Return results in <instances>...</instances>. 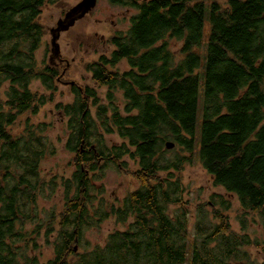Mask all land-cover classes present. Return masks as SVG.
Segmentation results:
<instances>
[{
    "label": "trees",
    "instance_id": "obj_1",
    "mask_svg": "<svg viewBox=\"0 0 264 264\" xmlns=\"http://www.w3.org/2000/svg\"><path fill=\"white\" fill-rule=\"evenodd\" d=\"M57 1L0 0V264H252L253 247L264 256V241L235 232L217 208V223L199 225L195 239L188 212L170 214L184 204L179 177L196 159L239 201L240 229L257 216L264 233V0H108L137 14L109 38L108 56L85 65L104 97L75 84V101L56 106L74 171L50 180L64 190V208L43 221L32 209L51 149L39 135L48 125L32 118L53 102L64 74L58 64L41 67L36 53L46 36L41 13ZM33 82L47 93L33 92ZM20 122L25 129L15 134ZM125 158L136 163L139 188L121 207L101 200L97 216L125 229L75 251L92 222L91 175L110 165L126 173ZM41 239L53 250L44 262L35 255Z\"/></svg>",
    "mask_w": 264,
    "mask_h": 264
},
{
    "label": "rangeland",
    "instance_id": "obj_2",
    "mask_svg": "<svg viewBox=\"0 0 264 264\" xmlns=\"http://www.w3.org/2000/svg\"><path fill=\"white\" fill-rule=\"evenodd\" d=\"M82 0H58L53 5L46 6L39 18L45 28V38L42 46L36 53V60L41 67L43 62L49 66L63 67L64 80L57 82L56 92H54L53 102H48L41 107L37 116L32 118L35 124L46 123L48 126L39 133L40 136L47 139L51 151H47L39 163L40 175L45 179V184L38 196L37 204L33 207L32 212L37 219L45 220L52 213L59 214L64 208V190L62 187L50 185L53 176L71 177L74 171L71 167L74 155L70 153L65 146L67 132L65 127V118L56 106L59 103L72 104L75 99L70 90L71 85L88 86L96 89L101 98L105 95V89H99L91 80L89 72L85 70V65L95 61L99 56L110 54L108 40L117 32L127 31L130 25V19L137 14V10L129 7L114 6L108 0H97L94 10L82 20L78 21L70 30L61 33L58 41L60 46L61 60L50 62L51 57V35L50 31L56 28L57 22L63 18L71 8L76 6ZM208 26H206V31ZM178 46V45H177ZM176 44L174 49L177 47ZM44 63V64H45ZM118 69L123 72L128 67L125 63L119 65ZM33 92L46 94L47 90L39 82L31 84ZM118 97V96H117ZM121 104V103H120ZM13 130L15 134H21L24 131V124ZM107 143L113 145L118 141L117 136H108ZM52 152L54 154H52ZM170 158L173 156L169 155ZM127 163V172L118 170L110 165L103 167L101 171L91 175L93 189L91 195L94 200L89 207L91 225L85 226L82 233L81 244L78 246L79 252L91 250L98 245H104L106 237L115 230H124L125 225L116 221V218L104 219L98 221L99 208L101 200L107 204L122 206L124 199L132 191L139 188V183L132 176L136 170V163L128 158L124 159ZM181 186L183 189V206L170 207V214H178L181 209L188 212V231L190 239L198 236V226L201 229H209L210 226L217 223L213 217L214 209L220 210L229 219L231 228L242 235L248 234L253 239L264 241V233L259 226L257 216H246V230L240 229L239 216H243L240 209V203L234 196H229L222 188L213 183L212 177L203 169L200 163L194 159L190 164L185 165L183 172L180 174ZM50 185V186H49ZM72 194V193H71ZM214 195L221 197V200L212 199ZM225 201L226 206L221 202ZM181 208V209H180ZM102 209V207H101ZM238 233V234H240ZM41 248L35 252V255L41 262L53 257V250L43 239L39 241ZM252 264H264V256L259 249L247 248Z\"/></svg>",
    "mask_w": 264,
    "mask_h": 264
},
{
    "label": "water",
    "instance_id": "obj_3",
    "mask_svg": "<svg viewBox=\"0 0 264 264\" xmlns=\"http://www.w3.org/2000/svg\"><path fill=\"white\" fill-rule=\"evenodd\" d=\"M139 2H146L147 0H136ZM97 0H82L76 6L71 8L65 16L57 22L56 28L50 31L51 35V57L50 62L60 61L61 53L59 46V39L61 33H64L75 26V24L82 20L85 16L89 15L96 7ZM168 148H172V144L167 145ZM77 251V247L74 248Z\"/></svg>",
    "mask_w": 264,
    "mask_h": 264
},
{
    "label": "flooded vegetation",
    "instance_id": "obj_4",
    "mask_svg": "<svg viewBox=\"0 0 264 264\" xmlns=\"http://www.w3.org/2000/svg\"><path fill=\"white\" fill-rule=\"evenodd\" d=\"M70 30V29H69Z\"/></svg>",
    "mask_w": 264,
    "mask_h": 264
}]
</instances>
